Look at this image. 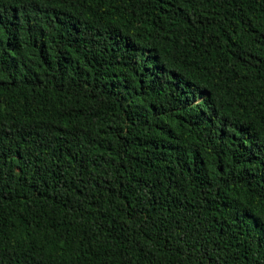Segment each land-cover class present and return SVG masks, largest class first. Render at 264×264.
Masks as SVG:
<instances>
[{
	"label": "trees",
	"instance_id": "16d2710c",
	"mask_svg": "<svg viewBox=\"0 0 264 264\" xmlns=\"http://www.w3.org/2000/svg\"><path fill=\"white\" fill-rule=\"evenodd\" d=\"M0 264H264V0H0Z\"/></svg>",
	"mask_w": 264,
	"mask_h": 264
}]
</instances>
